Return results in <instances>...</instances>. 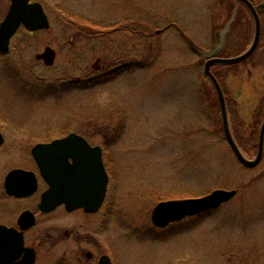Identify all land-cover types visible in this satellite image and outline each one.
Returning a JSON list of instances; mask_svg holds the SVG:
<instances>
[{
  "label": "rangeland",
  "instance_id": "1",
  "mask_svg": "<svg viewBox=\"0 0 264 264\" xmlns=\"http://www.w3.org/2000/svg\"><path fill=\"white\" fill-rule=\"evenodd\" d=\"M32 1L43 5L51 27L21 28L10 51L0 53V127L8 136L0 170L23 163L29 143L79 130L102 146L111 178L100 212L61 210L58 221L48 220L60 226V240L42 246L38 264H96L99 252L114 264H264V158L253 169L238 162L190 47L216 43L229 19L216 15L217 0ZM9 6L0 0V21ZM47 46L57 52L50 68L35 58ZM230 46L224 56L235 55ZM213 72L226 92L232 132L253 159L264 117V39L241 66ZM215 189L239 193L165 229L152 224L164 197Z\"/></svg>",
  "mask_w": 264,
  "mask_h": 264
},
{
  "label": "water",
  "instance_id": "2",
  "mask_svg": "<svg viewBox=\"0 0 264 264\" xmlns=\"http://www.w3.org/2000/svg\"><path fill=\"white\" fill-rule=\"evenodd\" d=\"M243 1L251 10L255 22V35L250 47L242 54L235 57H219L225 46V38L229 32L230 23L224 30L217 34V44L206 51L193 42L190 47L204 61L203 75L211 84L217 97L220 114L219 123L222 124L223 133L233 154L238 162L246 168L258 167L264 157V118L261 123L258 148L255 158L251 159L241 149L232 132L229 120L227 100L223 87L212 68L217 65H236L246 61L256 51L261 37L260 20L250 3ZM9 10L0 23V52L7 53L10 42L16 32L23 26L30 32L48 30L49 18L44 7L39 2L31 0H10ZM86 32H93L89 27H83ZM43 60L46 66H52L56 60V51L46 47L43 53L36 56ZM207 59V60H206ZM100 59H97L93 68L99 70ZM4 137L0 132V146ZM33 157L37 160L41 174L49 184V189L42 197L41 209L51 211L59 205H65L68 211L83 208L87 212H97L102 206L109 183V175L103 161V152L100 146H91L81 136L72 133L69 136L54 140L50 143H41L32 150ZM72 160L70 162L69 160ZM28 172L14 170L9 173L6 180L8 192L20 191V183ZM238 194L237 189H215L209 194L188 199H176L159 202L152 211L151 221L158 228H165L169 224L196 216L212 209H217L230 202ZM25 252L23 260L18 261ZM34 255L25 247L24 237L14 229L0 225V264H33ZM98 264H111L108 256L103 255Z\"/></svg>",
  "mask_w": 264,
  "mask_h": 264
},
{
  "label": "flooded vegetation",
  "instance_id": "3",
  "mask_svg": "<svg viewBox=\"0 0 264 264\" xmlns=\"http://www.w3.org/2000/svg\"><path fill=\"white\" fill-rule=\"evenodd\" d=\"M246 1L250 3V5L252 6L253 10L258 15L260 20L261 37H260L259 45L256 49L257 51L262 43V40L264 39V0H246ZM217 3L218 6L221 8L218 7L217 10L218 14L216 13V15L218 16L223 15L224 17L229 18L226 21L223 28H225L227 24L230 23L227 41L223 48L224 51L222 53V56L224 55L225 50L227 49V46L230 45V43H231L230 47H233L235 49L234 56H238L244 53L250 47L254 39L255 22L253 19L252 10L241 0H217ZM227 5L229 11L226 14L224 9ZM221 29H218L217 31H221ZM29 33H35V32H29ZM13 38L11 39L10 42V49L12 46ZM229 38H230V43L228 42ZM93 48H95V46H93ZM256 51L253 53V55L256 53ZM252 56H250L246 61H248ZM56 58H57V53H56ZM37 61L41 63L44 62L43 60H38V59ZM246 61L232 66L235 67L241 66ZM252 75H253V71L249 70V76ZM0 132L4 137V143L0 146V151H1L8 141V136L7 133L1 127H0ZM72 133L81 136L86 140L88 144L94 146L90 134L86 132H82L79 130L64 132L62 134H59L58 137H55L52 140L38 141L34 144L29 143L28 146L29 156L27 152V157L23 160V163L18 162L17 164L12 165L11 167H6L3 170H0V225H4L7 228L14 229L18 233H21L23 235L25 247L30 249L34 255L33 264H38L39 258H41L42 256L41 250L43 245L45 244L56 245L60 240V233H59L60 226H58L57 223L50 224L48 220H50L51 217L55 216L56 217L55 220L58 221L59 218L58 215L61 212V210L65 211L67 214L80 212V213H84L86 216H91L92 214H97L102 210L105 201L107 199L111 178L108 167L104 162L105 168L109 175V183H108L105 200L97 212H87L83 208H79L73 211H68L65 205H59L51 211H43L41 209L42 197L44 193L49 189V184L46 182L43 175L41 174V170L37 163V160L32 155V150L38 144L50 143L54 140L63 139ZM69 161L72 162L71 159ZM14 170H23L30 174H27L24 178V181L20 183V186H23L22 190L12 191L10 193L8 192L6 187V180L9 173ZM76 232H77V228L74 227L71 228V230H67L66 235L71 237L73 233ZM88 232L91 233V230H89ZM86 233L87 232H85L84 234ZM103 255L108 256L111 260V264H114V260L106 252H101V253L99 252V255L96 259L97 260L96 264H98L99 259ZM85 256L88 259L91 260L94 259L92 252L88 250L85 251ZM24 257H25V252H23L22 255H20L18 261L23 260Z\"/></svg>",
  "mask_w": 264,
  "mask_h": 264
},
{
  "label": "trees",
  "instance_id": "4",
  "mask_svg": "<svg viewBox=\"0 0 264 264\" xmlns=\"http://www.w3.org/2000/svg\"><path fill=\"white\" fill-rule=\"evenodd\" d=\"M135 27V26H134ZM135 29V28H134ZM137 29V30H136ZM134 31H136V32H139L140 31V33H142V30L141 29H139V28H136ZM146 31L147 30H144V33H146ZM143 33V34H144ZM217 33H218V31H217ZM192 49V48H191ZM203 49H205V48H203ZM193 50V49H192ZM205 50H210V48L209 49H205ZM193 52L198 56V54L193 50ZM193 54V53H192ZM216 76H217V74H216ZM218 77V76H217ZM219 78V77H218ZM220 124V123H219ZM165 198V197H164ZM163 198V199H164ZM163 199H161V201L163 200ZM166 199V198H165ZM170 199H172V198H168V199H166V200H170ZM189 219H191V218H188V219H186V220H189Z\"/></svg>",
  "mask_w": 264,
  "mask_h": 264
}]
</instances>
